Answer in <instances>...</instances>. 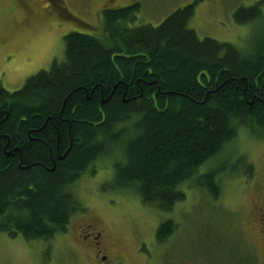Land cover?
Masks as SVG:
<instances>
[{"label":"trees","instance_id":"trees-1","mask_svg":"<svg viewBox=\"0 0 264 264\" xmlns=\"http://www.w3.org/2000/svg\"><path fill=\"white\" fill-rule=\"evenodd\" d=\"M263 7H239L233 20L258 26ZM138 8L104 9L100 38L71 31L60 62L15 91L0 84V232L26 241L65 232L83 210L70 187L117 151L112 190L162 212L184 200L185 183L216 199L218 171L199 168L240 128L264 136V34L240 50L199 39L188 28L193 4L156 26L131 25ZM174 227L163 221L156 239Z\"/></svg>","mask_w":264,"mask_h":264},{"label":"rangeland","instance_id":"rangeland-1","mask_svg":"<svg viewBox=\"0 0 264 264\" xmlns=\"http://www.w3.org/2000/svg\"><path fill=\"white\" fill-rule=\"evenodd\" d=\"M45 1L0 0V84L9 92L64 58L67 33L100 38L104 9L138 4L131 25L156 26L193 4L188 28L199 39L228 42L240 50H246L251 35L264 34V19L258 26L233 20L239 7L258 0ZM259 134L240 128L219 156L199 168L200 174L218 171L216 199L185 183L184 200L169 212L142 204L135 193L110 189L114 165L122 156L117 151L101 157L92 165L93 173L89 170L70 187L83 210L70 217L66 231L34 241L0 232V264H85L90 251L80 240L86 225L101 231L127 264H264V136ZM165 220L175 224L174 231L159 242L156 229Z\"/></svg>","mask_w":264,"mask_h":264},{"label":"flooded vegetation","instance_id":"flooded-vegetation-1","mask_svg":"<svg viewBox=\"0 0 264 264\" xmlns=\"http://www.w3.org/2000/svg\"><path fill=\"white\" fill-rule=\"evenodd\" d=\"M50 1L51 0H46L45 2L49 3ZM47 6H49V4ZM3 60H5V58ZM261 233H264V231H261ZM80 243L87 245L88 251H90L89 255H84L85 264H127L123 256L115 249L112 250L110 248L111 245L109 246V243L105 239V235L94 226H85ZM80 260L82 262V258H80Z\"/></svg>","mask_w":264,"mask_h":264}]
</instances>
